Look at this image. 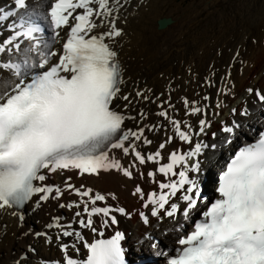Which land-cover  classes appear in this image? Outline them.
Returning <instances> with one entry per match:
<instances>
[{
    "label": "snow or ice",
    "instance_id": "1",
    "mask_svg": "<svg viewBox=\"0 0 264 264\" xmlns=\"http://www.w3.org/2000/svg\"><path fill=\"white\" fill-rule=\"evenodd\" d=\"M46 7V12L37 11L29 8L28 0H12L11 6L0 8V27L8 22L6 27L10 31L0 40V209L23 207L37 195L39 201L58 199L67 190L79 197V202L60 207L82 209L74 213L78 218L76 223L103 237L93 218L104 217L101 224L107 228L118 224L114 212L128 215L124 208L97 206L98 202L106 203L108 197L91 187H77L71 183V176L65 178L63 187L43 182L48 179V173L65 171H76L82 177L115 170L132 178L136 164L125 166L110 155L112 150L119 149L124 156L133 154L134 161L140 165L148 161L158 165L146 174L158 184V191H150L146 200L140 186L134 193L145 201L144 208L152 206L150 215L159 217L164 212L175 217L181 213L187 220L202 200L197 176L202 173L200 157L205 149H216L217 144L196 142L186 152H170L165 163H161L165 157L160 150L172 141V136L160 143V150L154 153L139 150L136 142L153 143L145 129L155 130L156 126L144 125L136 130L125 126L127 120L137 118L123 110L131 99L130 94H122L123 67L110 43L123 35L114 19L121 7L120 0L114 3L113 0H51ZM21 10H24L22 14ZM40 20L46 23L42 26ZM169 26L167 18L159 21L161 30ZM46 31L50 35L46 36ZM61 40L60 50H54ZM25 41L28 44L22 49ZM3 73L10 75L3 77ZM255 94L264 103V93ZM136 96L147 98L139 91ZM119 101L128 104L121 107ZM184 104L189 106V101L186 99ZM195 104L192 102L188 114L205 117L198 121L195 130L187 123L182 127L183 122L171 117L166 109L159 112L172 125L175 137L190 145L194 135L205 134L211 127L207 110ZM241 114L248 115V109L245 107ZM145 116L144 112L139 113L141 119ZM240 127L236 121L225 124L221 130L229 135L223 143H231ZM157 173L168 177V181L158 182ZM217 191L219 198L202 212V219L194 223L193 229L178 239L180 247L167 264H264V131L259 132L254 143L241 147L231 157L218 177ZM178 193L185 205L183 210L172 199ZM109 195L115 199L113 194ZM82 213L86 216L82 217ZM140 216L145 224L149 222L143 212ZM20 219L23 220L22 215ZM48 227L60 228L62 237H75L71 244H60L63 264H128L122 246L125 235L120 231L111 238L89 242L71 223L64 226L57 219ZM37 235L51 242L47 233ZM76 241L87 250L85 258L69 255L70 248L79 253ZM49 264H61V261Z\"/></svg>",
    "mask_w": 264,
    "mask_h": 264
},
{
    "label": "bare ground",
    "instance_id": "2",
    "mask_svg": "<svg viewBox=\"0 0 264 264\" xmlns=\"http://www.w3.org/2000/svg\"><path fill=\"white\" fill-rule=\"evenodd\" d=\"M225 1L227 0H120L121 7L115 13L114 19L116 26L122 28L123 35L110 43L118 52V59L123 66L125 83L121 86L122 94H130L131 103L128 104L126 101L119 103L121 107L128 104L123 110L127 115L137 118L135 121L127 120L126 128L136 130L144 125L156 126L155 130L145 129L146 136L153 141L151 145L136 142L143 153L160 150L158 145L164 143L167 137H173L172 141L160 150L165 157L161 163L167 162L170 152L178 151L180 147L191 149L199 141L209 146L217 144L216 149L211 147L205 149L204 159L221 156L223 139L220 140V136L214 138L211 132L225 135L219 129V125L222 129L226 124L225 121H229L230 124L232 121H240L242 125L237 130L236 136L243 134V137L248 138L253 134L247 135L248 128L257 130L259 119L264 117V103L259 101L255 94L256 91L264 93V0H250L249 18L244 21H233L229 30L221 27L225 15L217 13L221 3ZM50 2L51 0H29L28 4L29 8L45 11ZM9 3H12V0H0V8ZM208 15H213L215 19L210 27L201 23L202 18ZM162 18H167L170 22V26L164 30L159 27ZM39 22L42 26L46 23L43 20ZM255 24L263 26V35L261 40L257 37L253 44L255 48L252 49L248 44L252 43ZM0 31H3L0 39L7 37L6 25L0 27ZM45 35L48 36L50 33L46 31ZM27 44L28 41H25L21 45L22 49ZM9 75L3 73V77ZM250 88L254 90L252 93L248 91ZM137 91L143 92L147 98L136 96ZM204 97L208 99L205 100ZM186 99L189 101L187 107L184 104ZM192 102H196L195 106L207 110L206 118L210 121L211 127L205 130V134L194 135L193 144L190 145L175 137L172 125L168 120L160 117L159 112L166 109L171 117L183 122L182 127L187 123L195 130L198 129V121L205 117L188 114ZM245 107L248 109V115L241 114ZM233 109L236 110L235 113ZM140 112L146 114L145 118L139 117ZM229 154L231 152L226 155L230 156ZM110 155L120 159L125 166L136 164L132 178L115 170L101 171L99 175L85 174L82 177L78 176L76 171L70 173L65 171L54 174L60 183L51 184L65 185V176L71 174L75 185L80 181L84 187H91L94 192L98 191L104 195L106 191H114L117 196L135 204V199L140 198L138 194H134L137 186H140L145 193L154 188L155 183L146 174L149 171L148 167L158 165L151 161L144 164L145 178H142L138 171L139 163L134 161L133 154L124 156L121 150L116 149L112 150ZM61 198L63 200L61 204L65 205L69 201L79 202V197L73 193L68 197L63 195L59 200ZM60 205L52 198L44 202L39 201V196H34L27 205L29 207L26 211L15 210L12 206L0 209V264H48L63 260L60 244L64 240L72 243L75 237L64 238L60 236V228L48 227L57 219L64 226L66 223H71L73 229L81 232L84 237L92 239L91 229L80 228L76 223L78 218L74 213L82 209H69ZM103 205L102 202H98L97 206ZM141 211H145L149 222L155 221L160 225V232L163 231L162 228L173 224L174 218H166L162 212L159 217H152L151 208L134 210L133 214ZM60 212L66 215L63 217ZM21 215L23 220L20 219ZM83 216L86 214L82 213ZM180 216L178 221L183 223L182 227L187 228L188 220H185L182 214ZM93 219L94 226L98 228L100 224L98 217ZM132 221L128 222L133 223L131 226L138 235L133 239L129 237L128 243L129 245L132 243L133 247L141 248L140 244L144 240L140 235L149 222L142 224L139 220V225L136 227L134 226L136 219ZM129 228L126 227L127 230H130ZM37 233H47L51 237V242H48L43 235L38 236ZM58 236H60L59 240ZM135 240L140 243L134 244ZM174 242L172 238L168 243ZM76 243L81 247L79 241ZM152 244L150 242L144 248L145 251L162 259V251Z\"/></svg>",
    "mask_w": 264,
    "mask_h": 264
},
{
    "label": "rangeland",
    "instance_id": "3",
    "mask_svg": "<svg viewBox=\"0 0 264 264\" xmlns=\"http://www.w3.org/2000/svg\"><path fill=\"white\" fill-rule=\"evenodd\" d=\"M249 1L250 0H227L225 1L226 3L225 2L221 3V5L218 8L217 13L218 14L223 13L222 15H225L223 17L224 18L223 21L221 22V27L224 30H229L231 28L233 21H244L247 18H249V16L251 15ZM202 19L203 20H201V23L204 24L203 26H208V27L213 25L214 20H215L213 15L205 16ZM255 25L256 27L254 28V32L252 34V43L248 44V46L251 45L252 49L255 48L253 44L255 43V40L257 39V37L259 38V40H261V37L263 35L262 34L263 26L261 24H255Z\"/></svg>",
    "mask_w": 264,
    "mask_h": 264
}]
</instances>
